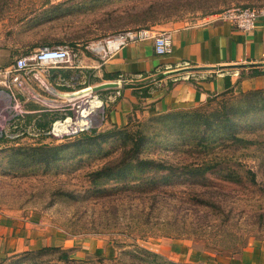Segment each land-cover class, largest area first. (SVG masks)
Returning <instances> with one entry per match:
<instances>
[{"label":"rangeland","instance_id":"rangeland-1","mask_svg":"<svg viewBox=\"0 0 264 264\" xmlns=\"http://www.w3.org/2000/svg\"><path fill=\"white\" fill-rule=\"evenodd\" d=\"M243 6L262 9L264 0H0V70L46 48L70 49L75 55L73 67L88 61L83 63L87 68L82 69L80 79L70 80L77 83L75 87L59 81L58 75L69 70L65 66L33 65L24 77L26 88L34 95L23 96L29 113L14 126L7 125L10 135L21 131L24 137L0 139V214L43 224L59 239L60 247L70 250L72 259L84 264H129L127 252L135 253V247L161 255L158 252L165 245L178 244L223 258L264 246V104L246 103L241 90L213 97L194 109L200 110L195 118L135 116L126 125L135 139L146 134L145 157L177 166L179 171L188 166L213 167L204 176H183L155 194L135 188L138 181L131 183L133 189H122L123 184L111 181L105 187L119 190L113 189L108 198L93 194L89 174L117 161L133 143L120 134L101 136L114 128L105 123L107 108L97 112L91 131L62 140L46 135L53 124L39 125L64 119L66 113H72L74 103L50 92L41 80L58 94L101 84L94 65L105 53L96 48L106 47L110 38L129 31H160L182 22L196 23ZM4 87L0 83V89L6 91ZM94 96L106 100L105 95ZM227 110L230 113H221ZM0 115L9 122L10 113L0 111ZM227 116L236 123L229 136L221 123ZM197 119L209 121L206 132L207 125L199 128ZM203 135L205 139H198ZM41 145L68 148L60 154L64 159L54 164L23 166L19 149ZM84 150L91 153L80 155ZM236 176L238 182L232 180ZM59 191H75L87 199L67 203L55 195ZM113 199L122 201L112 204ZM115 205L122 209L118 224L110 213ZM145 256L141 254L142 259ZM161 257L163 261L142 264H192ZM56 258L20 253L0 264H56Z\"/></svg>","mask_w":264,"mask_h":264},{"label":"crops","instance_id":"crops-1","mask_svg":"<svg viewBox=\"0 0 264 264\" xmlns=\"http://www.w3.org/2000/svg\"><path fill=\"white\" fill-rule=\"evenodd\" d=\"M160 31L171 32V53L158 55L153 40L134 41L94 65L97 83L118 85L98 92L106 98L105 123L126 126L135 116L199 107L210 97L228 90L264 89V74L252 75L264 71V18L259 19L256 30L250 34L240 32L231 22L216 21L213 16ZM83 63L88 61L58 75L71 76L69 80L61 79L60 82L65 81L62 85L75 87L77 83L70 80L80 79L82 69L87 68ZM5 120L0 115V121ZM59 243L43 224L0 214V263L23 252L60 247ZM158 253L176 262L192 264H264V246L223 258L196 248L193 252L178 244L165 245Z\"/></svg>","mask_w":264,"mask_h":264},{"label":"trees","instance_id":"trees-1","mask_svg":"<svg viewBox=\"0 0 264 264\" xmlns=\"http://www.w3.org/2000/svg\"><path fill=\"white\" fill-rule=\"evenodd\" d=\"M246 7V6H243ZM252 8V7H250ZM264 71H258L253 73V76H260L263 75ZM59 77V76H58ZM59 81L61 79L68 80L71 79V76H65L62 75L59 77ZM233 90H228L225 94H229ZM136 94V93H135ZM138 94V93H137ZM136 94V95H137ZM241 96H243V100L246 103H249L252 105V102L256 103H263L264 104V89H258V90H251V91H241ZM216 97V96H214ZM213 97H210L207 102L212 101ZM243 102V101H242ZM198 108V107H195ZM193 109H179L174 110L168 113H162L159 115V119H169L170 117L174 116H182V117H189V115H194L195 113H199V109L194 110ZM264 109V105L263 108ZM192 110V111H191ZM250 110V109H247ZM193 112V113H191ZM246 112V111H245ZM221 113H230L228 110ZM57 119H54L52 122L46 123V124H39L41 127H51V125L56 121ZM131 121V120H130ZM198 123L199 128H201L203 125H207L205 132L207 131V128L210 127L209 121H202L201 119L196 120ZM203 122V123H201ZM225 127L223 132L229 136L232 134V130L236 127V123H234L233 117H225V121L221 122ZM129 126V125H128ZM118 127L114 126L113 129L101 134L103 137H114L118 134L123 135L124 140L133 142L128 149H125L121 157L117 161L110 162L106 165H104L102 168L93 171L89 174V181L91 182L94 192L93 194H101V199L108 198L110 196V193H114L113 189H118V187H113L111 189L106 188L105 186L110 183L111 181L117 182L118 185H122V189H133L132 182L138 181V183H135V188H147L146 193L148 194H155L156 192L160 191L161 187L166 186H173L178 181L183 180V176H188L189 178L195 177V174H199L200 176H204L206 173L212 170L213 167H185L184 170L179 171L177 166L174 165H166L162 161H157L155 159H151L148 157L143 156V148L147 141L146 134L141 136L139 135V139H135L131 132L132 130L128 127ZM139 134H142V132H139ZM200 140L205 139L204 135L198 138ZM68 148L67 145L58 146V147H51V146H37V147H23L19 149V157L24 160L25 167L27 166H35V165H51L56 162H59L64 159L60 154L61 152L66 151ZM91 151L84 150L81 151L80 155L90 154ZM234 175V173H233ZM230 177V176H227ZM235 180L238 182L239 177H234ZM141 182V184H139ZM139 184V185H138ZM97 192V193H95ZM55 195L59 196L58 198L62 199L64 202L67 203H79L82 201H85L87 199L86 195H78L75 191H59ZM98 196V195H90L89 198ZM116 198H122L116 197ZM116 201H122V199H113L111 202L112 204L116 203ZM120 207H115L110 212L113 216V221L115 224H118L121 216ZM125 212V211H124ZM73 237L76 236V234H72ZM136 242V241H134ZM136 245V244H135ZM72 250V249H71ZM135 253L133 252H127V255L130 256L131 261L129 264H142L143 262H151L154 263V260H164L161 255H158L157 253H153L151 251L142 249L140 247H135ZM134 251V250H133ZM25 256L30 255H44V254H52L57 255L56 264H84V261L79 262L75 259L71 258V252L69 249H64L62 247H44L41 250L37 252H23ZM141 254L146 255L145 258H141ZM14 256V255H13ZM141 262H139V261ZM86 263V261H85Z\"/></svg>","mask_w":264,"mask_h":264},{"label":"built area","instance_id":"built-area-1","mask_svg":"<svg viewBox=\"0 0 264 264\" xmlns=\"http://www.w3.org/2000/svg\"><path fill=\"white\" fill-rule=\"evenodd\" d=\"M216 21L231 22L236 26V28L243 33L250 34L253 33L258 25V21L264 18V8H250V7H238L230 9L223 14L213 16ZM153 40L155 45V51L158 55H167L171 53L172 50V34L168 31H157L153 28L143 29L140 31H129L125 34L110 38L106 42V47H104L105 56L117 52L121 47L129 42L134 41H144ZM74 56L72 51L66 47L57 48H46L40 50L38 53L32 57H22L17 60L16 64L0 70V83L5 86L7 91H0V111L10 113L9 122H4V126L0 127V139L9 138L12 140L20 139L24 137L25 133L18 131L14 135H10L8 124L14 126L15 122L21 118H24L29 112L25 110L24 94H30L26 88L27 79L24 78L29 73H31V66H65L66 68H72L74 65ZM36 76V74H35ZM37 79L40 80L36 76ZM65 81H61L62 84ZM68 86V84H66ZM65 86V85H64ZM93 93L87 99H81L80 101H75L73 103L72 113H66L64 119L56 120L52 127L46 132L50 138L55 140H62L65 137L77 135L81 132L91 131L97 121V112L103 107L105 108L104 102L102 101V107L97 109L95 112L90 113L89 120L85 125L80 123V110L88 107V100L94 97ZM34 97V96H33ZM76 102L79 103L76 107ZM5 108V110H3ZM68 122V123H67ZM58 124H67V128L64 130L58 129L56 126ZM31 136H39L40 133L32 134Z\"/></svg>","mask_w":264,"mask_h":264},{"label":"bare ground","instance_id":"bare-ground-1","mask_svg":"<svg viewBox=\"0 0 264 264\" xmlns=\"http://www.w3.org/2000/svg\"><path fill=\"white\" fill-rule=\"evenodd\" d=\"M96 50L98 52L104 51V47L102 45L97 46ZM41 83L47 87V89L52 92L53 94L59 96V98L69 101V102H75L80 101L81 99H87L89 96L93 94V87H88L86 89L74 92V93H64V94H58L56 91H54L50 86H48L46 83L41 80ZM88 107L83 108L80 110V123L82 125H85L87 123V120H89V115L92 112H95L97 109L102 107V101L98 99L97 97H94L92 99L88 100ZM68 123V122H67ZM58 129L64 130L67 128V124L61 125L58 124L56 126Z\"/></svg>","mask_w":264,"mask_h":264},{"label":"water","instance_id":"water-1","mask_svg":"<svg viewBox=\"0 0 264 264\" xmlns=\"http://www.w3.org/2000/svg\"><path fill=\"white\" fill-rule=\"evenodd\" d=\"M116 83H105L101 85L94 86L93 93H98L104 90L112 89V88H117Z\"/></svg>","mask_w":264,"mask_h":264}]
</instances>
